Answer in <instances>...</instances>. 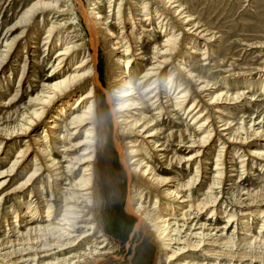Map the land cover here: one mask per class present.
Listing matches in <instances>:
<instances>
[{"label":"bare ground","instance_id":"1","mask_svg":"<svg viewBox=\"0 0 264 264\" xmlns=\"http://www.w3.org/2000/svg\"><path fill=\"white\" fill-rule=\"evenodd\" d=\"M88 2L34 1L0 38V165L7 166L0 176L9 186L0 203L15 195L17 204L5 208L3 218L0 205V264H94L109 253L95 209L101 42L110 68L108 101L122 138L117 147L135 178L127 207L137 227L152 228L168 264H264V221L257 233L250 226L264 218V179L242 191L236 168L247 175L250 169L264 172L263 126L253 118L240 125L230 120L236 106L264 104V94L258 99L254 90L264 93V74L237 75L232 79L241 81L231 86L226 78L209 80L202 70L216 58L217 35L179 0H120L109 5L108 18ZM75 5L87 37L66 27L72 22L63 24ZM152 12L165 38L155 44L154 61L144 65L148 59L136 45L135 28L149 32L143 23ZM164 116L175 126L165 128L158 120ZM182 167L191 170L185 181L173 169ZM222 194L233 196L231 209L220 208Z\"/></svg>","mask_w":264,"mask_h":264},{"label":"rangeland","instance_id":"2","mask_svg":"<svg viewBox=\"0 0 264 264\" xmlns=\"http://www.w3.org/2000/svg\"><path fill=\"white\" fill-rule=\"evenodd\" d=\"M34 1L37 0H0L1 40L4 38L7 28L13 26L18 20V17H20L21 13ZM93 1L94 4L92 7H98V9L95 11L100 12L103 17L108 18L109 16L111 17L113 15L109 5L113 4L117 6V3L120 0ZM124 1L126 2L127 0ZM134 1L137 3H142V0ZM179 1L188 8L187 11H191V13L197 18V20L201 25H203L205 29L217 35V40L212 46L216 58H214V61L211 62L209 66L202 70V72L204 71V73L210 75L208 78L209 80L218 82L220 84L221 81L226 78L230 80L231 86L232 84L237 83L234 82L235 80L241 81L239 78L234 80L232 79L237 75H248L257 78L260 74H264V0ZM82 3L88 7V0H82ZM154 6L155 5H153V7ZM63 7L64 9H67L68 5L63 4ZM127 8H129V5L126 6V9ZM155 8L156 6L153 10H155ZM152 16L154 18L152 17L150 22L148 21L143 23L144 27L149 32L144 33L142 29L135 28V34L139 37V43L136 45L138 47L141 46L139 48L145 52L146 58L148 59V62L144 63V65L154 61L152 58L155 50L154 47L156 45H161L163 39L165 38V34L162 31V24H159V20L157 19L155 12H152ZM135 19H137V17ZM109 21H113L110 24L114 23L112 18H110ZM70 22H72V24H68L66 26L67 28L73 29L74 26L80 30V33L83 37H87V31L85 30L86 24L82 18L78 5H75L73 10L68 15H66L63 24L65 25ZM136 22L138 24L141 21L136 20L134 23ZM114 31H116V34H118L117 28L114 27ZM16 33H14L12 37ZM146 34L148 36H146ZM178 55L179 52H177L176 59H174L175 64H177ZM196 59L199 61L200 57L197 56ZM108 61L109 60L104 43L101 42L98 50V65L103 88L98 89L101 138L98 146L97 161L95 164L97 185L95 209L99 224L98 227L104 231L108 239V244L105 245L107 247H105L104 250L108 249L109 253L105 254L103 258H100L99 261L94 264H168L163 254L160 253V245L157 243L152 228L147 224H142L140 227H137L136 224L138 219L132 212L128 210L127 207L130 199L129 197L131 196V189L134 187L135 178H130L127 167L121 161V151L117 147V143L122 142V138L119 135V130H117L115 125V118L112 111L113 105L108 101V93L110 92L111 95H113L111 88H109L110 68ZM217 61H219V63L221 62V64L216 65ZM192 62H196V60H193ZM40 73L45 74L46 71H40ZM16 74L20 75L19 72ZM164 79H167L166 76L162 77L161 80L163 81ZM17 82L18 79L16 76V78L12 79L10 86L12 88L13 86H17ZM254 90H256V98L260 99V96L264 94L263 91H261L260 88H256ZM191 99L190 102L192 101ZM27 101L28 98H25L21 102L25 103ZM18 104L21 105L20 102ZM18 104H16V106ZM263 105L264 104L262 102H256L255 104H252L251 108L247 109H245V107L242 109L241 105L240 107L236 106L232 112L235 113L233 114V119L230 120L240 125L243 120L249 122V120L253 118V120L256 121V124L258 122H262L261 125L263 126L264 131ZM153 109L154 108L152 107L151 113L155 112ZM51 111L52 110H50V112ZM184 113V110L179 112V114L181 116L183 115V118L185 119ZM163 118L165 119L163 120ZM163 118L160 117L158 120H160L161 124H163L165 128H172L175 126V123L171 124V119L166 120L167 116H164ZM174 121L176 122L177 119H174ZM185 121L186 123H189L190 119L187 118ZM261 125H256L253 128L258 129ZM78 139H81V137ZM77 155V153H73L72 157H76ZM159 162L160 160H157L156 165L162 166V164ZM214 162L215 161L212 159V164H210L208 168H214ZM236 168L239 172H241L239 173V176L241 174L242 177L238 179V181H240H237V187L240 189L244 188L243 190L241 189L242 191L256 188L259 178L262 177L264 179V172L258 169H250L251 171L249 173L252 174L247 175L244 174V172L242 173L243 169L241 166L237 165ZM6 169L7 166L0 165V172L5 171ZM173 169L184 176H181L180 181H185V177L189 176V172H191V170H185V167H182L181 169ZM209 172H211V170H209ZM6 179H8V177L0 176V194L9 187L6 186V184L1 185V183ZM64 184H66L65 181L62 182L63 186H65ZM14 196L15 195L10 196L7 198V200L0 203L2 206V218L5 217V208H17V204L15 200H13ZM16 196H19V198L23 200L21 195ZM55 199H57V197ZM29 200L30 199L26 197L25 201L27 202ZM219 201L221 203L220 208L223 206V210H226L227 208L231 209L233 204V196H227L224 194L220 197ZM206 218L207 213L203 215L202 220L205 221ZM263 221L264 218L251 221L253 225L251 224L250 226L252 227V231L254 233L259 232L261 227L260 225L263 223ZM214 222H216L217 226H224L223 221L219 222L216 219ZM3 230L4 228L1 229L0 232ZM256 230L258 231L256 232ZM243 231L244 230H239V233H242ZM262 232L264 235V230ZM1 234L2 233H0V235ZM85 248V246L80 247L78 252H81V250ZM67 253L68 252H65L63 255H61V257L68 255ZM49 260L55 261V258ZM194 260L202 262L201 260L197 259V257ZM74 262H76V260H74ZM85 262L86 264H93V259H87Z\"/></svg>","mask_w":264,"mask_h":264}]
</instances>
